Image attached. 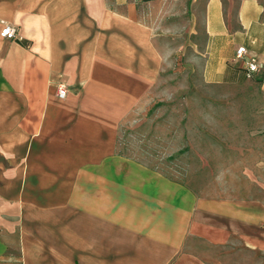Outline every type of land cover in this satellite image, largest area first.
I'll return each mask as SVG.
<instances>
[{
    "label": "crops",
    "instance_id": "0c3cea01",
    "mask_svg": "<svg viewBox=\"0 0 264 264\" xmlns=\"http://www.w3.org/2000/svg\"><path fill=\"white\" fill-rule=\"evenodd\" d=\"M5 26L0 264H264L262 200L206 199L117 153L175 60L235 83L243 46L264 82V0H0Z\"/></svg>",
    "mask_w": 264,
    "mask_h": 264
},
{
    "label": "rangeland",
    "instance_id": "374dc122",
    "mask_svg": "<svg viewBox=\"0 0 264 264\" xmlns=\"http://www.w3.org/2000/svg\"><path fill=\"white\" fill-rule=\"evenodd\" d=\"M117 153L206 199L264 203V82L207 84L195 63L175 60L149 105L121 123ZM234 246L241 263L258 259Z\"/></svg>",
    "mask_w": 264,
    "mask_h": 264
},
{
    "label": "built area",
    "instance_id": "2783aa9c",
    "mask_svg": "<svg viewBox=\"0 0 264 264\" xmlns=\"http://www.w3.org/2000/svg\"><path fill=\"white\" fill-rule=\"evenodd\" d=\"M0 36L6 39L14 40L17 38V29L12 26H5L0 32ZM235 58L242 60L244 65L245 77L251 78L255 73L263 68V64L255 58L248 55L245 47L237 48ZM67 90L64 86H59L57 95L59 98H64Z\"/></svg>",
    "mask_w": 264,
    "mask_h": 264
},
{
    "label": "trees",
    "instance_id": "16d2710c",
    "mask_svg": "<svg viewBox=\"0 0 264 264\" xmlns=\"http://www.w3.org/2000/svg\"><path fill=\"white\" fill-rule=\"evenodd\" d=\"M141 1H143V2H148V1H152V0H141Z\"/></svg>",
    "mask_w": 264,
    "mask_h": 264
}]
</instances>
